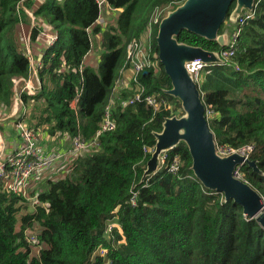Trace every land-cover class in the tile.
<instances>
[{
  "label": "trees",
  "instance_id": "16d2710c",
  "mask_svg": "<svg viewBox=\"0 0 264 264\" xmlns=\"http://www.w3.org/2000/svg\"><path fill=\"white\" fill-rule=\"evenodd\" d=\"M183 1L105 0L103 23L96 0H0V108H10L18 92L29 109L26 125L52 137L93 139L110 103L115 123L98 134L97 146L30 190L37 204L0 185V264H264V228L241 204L203 185L183 141L163 151L157 169L143 177L154 131L164 117L183 111L166 92L171 81L157 58L158 24L151 64L129 82L126 45L155 8L160 20ZM233 6L218 30L228 34L225 44L187 29L176 39L220 53L237 25L233 52L206 65L210 71L197 84L215 142L253 144L249 159L259 171L244 162L239 172L264 201V0H255L241 24L226 22ZM28 30L39 80L30 93L16 91L12 81L34 76L23 43ZM48 35H55L50 43ZM120 77L127 82L116 87ZM137 91L141 100L128 102ZM147 94L174 101V110L152 108Z\"/></svg>",
  "mask_w": 264,
  "mask_h": 264
},
{
  "label": "water",
  "instance_id": "95a60500",
  "mask_svg": "<svg viewBox=\"0 0 264 264\" xmlns=\"http://www.w3.org/2000/svg\"><path fill=\"white\" fill-rule=\"evenodd\" d=\"M232 2L229 18L235 20L243 9H252L255 0H184L159 20L155 35L157 58L171 81L166 92L180 101L183 113L164 117L161 130L154 131L155 145L146 161L143 177L157 169L163 151L183 141L192 159L191 169L203 185L241 204L244 214L254 216L264 228L262 196L247 181L233 175L235 166L244 162L256 171L259 169L253 159L244 158L236 151L225 155L216 152L198 84L185 66L194 59L215 64L221 58L216 51L176 39L182 29H187L225 44L228 34L218 33V30Z\"/></svg>",
  "mask_w": 264,
  "mask_h": 264
},
{
  "label": "built area",
  "instance_id": "2783aa9c",
  "mask_svg": "<svg viewBox=\"0 0 264 264\" xmlns=\"http://www.w3.org/2000/svg\"><path fill=\"white\" fill-rule=\"evenodd\" d=\"M96 1L100 9L102 7V4L103 6L105 5V0ZM160 12L161 9L155 8L152 11L150 18L147 21V25L140 36L138 38L130 40L127 43L128 46L126 45L127 47L125 57L128 62L127 70L129 73L126 79L128 82L130 80L135 81L140 71L144 67L149 66L152 62L151 43L149 40L151 39L154 26L159 22ZM252 14V9H243L236 18L237 23H243V21L246 18L250 17ZM97 21L103 22V15H101V13L98 16ZM238 31L239 29L237 25L236 27H233V32L231 35L233 40L228 45L229 49L218 53L219 56L227 59L228 56L233 52L232 48L234 46L235 36ZM54 39L55 35H53L52 38L50 37V40ZM206 65L208 64L198 59L191 60L189 62H186L185 64L186 68L197 83L200 81L202 71H210V69L207 68ZM33 71L35 73L34 76L36 77V70L34 68ZM15 79V77L12 78L13 83L18 84L20 80L29 81L30 77L27 79L18 78L16 79V81ZM35 79L39 84V80L37 78ZM123 85L124 83H119L116 84V87H121ZM23 89H27V91L30 93L35 91L37 88L33 90L32 87L24 83L23 85H20L19 91ZM17 94L18 92H16L14 99L18 98L20 100ZM115 94L116 93H114L113 96H115ZM143 99L154 109H158L159 107H167L171 111L174 110V101L169 102L164 97H157L154 94H147L143 97ZM134 100H141V91H137L133 96L128 98V102H133ZM112 101L113 97H111L110 99V102ZM110 105L111 103L107 105L100 127L97 129L93 139L83 141L79 140L77 137L71 138L67 136L69 141L68 147L55 149L54 151H44L39 143L37 132H35L31 127L27 126L23 119H18L15 123V128L19 137L18 146L14 150L7 152L5 155L0 154V185L2 183H7L12 191L21 193L31 201L32 205L37 204L38 198L36 194L29 195V192L32 188L30 185V181L36 179V176L40 172L54 167L53 165H55L56 163L62 161V163L60 164H62V167H64L63 160H69L73 155L82 154L89 149H93L94 146H97L98 134L103 130L112 129L115 126L114 120L110 117ZM177 111H180V109L177 108ZM253 148V144H246L240 147L233 148L227 145L217 144L215 142V150L218 154L221 155L236 151L243 155L244 158H249V155L253 151ZM161 160L163 161L162 158ZM177 163L178 160L176 156L174 162L171 164L170 170L174 171L177 167ZM239 166L240 164L235 166L233 175L241 178ZM110 227L111 223L109 225V228Z\"/></svg>",
  "mask_w": 264,
  "mask_h": 264
},
{
  "label": "crops",
  "instance_id": "0c3cea01",
  "mask_svg": "<svg viewBox=\"0 0 264 264\" xmlns=\"http://www.w3.org/2000/svg\"><path fill=\"white\" fill-rule=\"evenodd\" d=\"M34 75V74H33ZM31 78V77H30ZM36 77L33 76L34 85H37ZM29 109L28 107H22L21 101L17 98L13 100L12 105L8 109L0 108V154L5 155L7 152L14 150L19 144V137L17 135V130L15 128V123L18 119H23L26 117ZM39 139V143L44 151H54L59 149L58 146L63 143V141H58V143L53 142L52 136L42 129L36 131ZM68 141L64 142L63 145H68ZM67 148V147H64ZM59 162L53 165L54 167L40 172L36 179L30 181L31 189L43 184L42 180L45 175H53L59 170ZM50 172V173H47ZM41 180V182H40ZM40 182V184H39Z\"/></svg>",
  "mask_w": 264,
  "mask_h": 264
},
{
  "label": "rangeland",
  "instance_id": "374dc122",
  "mask_svg": "<svg viewBox=\"0 0 264 264\" xmlns=\"http://www.w3.org/2000/svg\"><path fill=\"white\" fill-rule=\"evenodd\" d=\"M106 5V4H105ZM103 6V4H102V7H101V13L102 14H104V16H103V23H104V19L106 18V16L108 15V9H106L107 8V6ZM29 12V11H28ZM29 14H31L30 12H29ZM229 20H230V18H228V19H226V22H229ZM31 24H36V20H34V17L31 15ZM41 23H44L45 24V22H41ZM29 34H30V30H28L27 31V33H25L24 35V37H23V43H24V47L26 48V51H27V55L29 56V58H30V62H31V65H32V72H33V74L35 75V73H34V71H33V66H34V64H35V62H34V60L36 59V57H35V55L34 54H31V51H30V45H29ZM48 37H49V41H48V43H50L52 40H50V37L52 38L53 37V35H48ZM152 37V36H151ZM93 39V38H92ZM100 36H99V38H98V41H100ZM151 40V39H150ZM149 40V41H150ZM93 42H94V39H93ZM127 46H128V44H127ZM126 46V47H127ZM99 47H100V45H99V43L96 41V44H94V46L92 47V51L94 50V51H99L100 49H99ZM201 75H202V73H201ZM35 77V76H34ZM16 78V77H15ZM16 79H18V78H16ZM16 79H15V81H16ZM127 81L124 79V78H118V80H117V83L116 84H122V83H126ZM24 83H26V84H28L30 87H32L33 88V90L34 89H36V88H38L39 86H38V83H37V85H34L35 83L33 82V78H30L29 79V81H23V80H20L19 81V83L17 84V83H14V89H16V91H19V87H20V85H23ZM54 140H52L53 142H56V143H58V141H63V143L64 142H66V141H68V138H67V136H64V138L62 137V136H59V135H55V137H52ZM69 142V141H68ZM63 143L61 144V145H59L58 146V148L60 149V148H64V147H68V145H63ZM68 162H69V160H63V163H64V167H62V164H59V167L61 168L62 167V169H64L65 168V166L68 164ZM59 163H62V161L61 162H59ZM45 177H46V175H45ZM40 182H41V180H40ZM40 182H39V184H40ZM113 222H111V223H115V221L114 220H112Z\"/></svg>",
  "mask_w": 264,
  "mask_h": 264
}]
</instances>
